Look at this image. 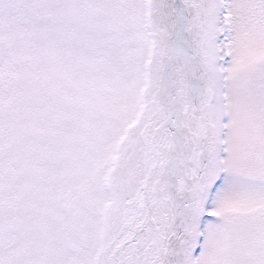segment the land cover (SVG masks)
Instances as JSON below:
<instances>
[{"label":"snow or ice","instance_id":"6c2138e0","mask_svg":"<svg viewBox=\"0 0 264 264\" xmlns=\"http://www.w3.org/2000/svg\"><path fill=\"white\" fill-rule=\"evenodd\" d=\"M0 264H264V0H0Z\"/></svg>","mask_w":264,"mask_h":264}]
</instances>
